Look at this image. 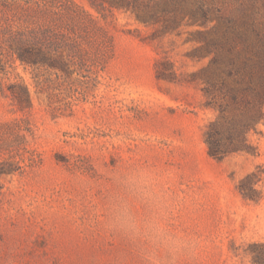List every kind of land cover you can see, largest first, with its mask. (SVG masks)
Returning <instances> with one entry per match:
<instances>
[{
    "label": "rangeland",
    "instance_id": "rangeland-1",
    "mask_svg": "<svg viewBox=\"0 0 264 264\" xmlns=\"http://www.w3.org/2000/svg\"><path fill=\"white\" fill-rule=\"evenodd\" d=\"M230 4V0H225ZM188 0H0V264H136L101 227L115 178L152 169L197 264L264 243V118L208 153L217 110ZM34 51L23 62L17 51Z\"/></svg>",
    "mask_w": 264,
    "mask_h": 264
},
{
    "label": "trees",
    "instance_id": "trees-1",
    "mask_svg": "<svg viewBox=\"0 0 264 264\" xmlns=\"http://www.w3.org/2000/svg\"><path fill=\"white\" fill-rule=\"evenodd\" d=\"M188 1L191 22L203 27L196 30V49L206 62L195 73L217 110L204 131L208 153L249 151L248 135L264 118V0ZM17 55L23 62L38 56L23 48ZM257 247L254 264H264V243Z\"/></svg>",
    "mask_w": 264,
    "mask_h": 264
},
{
    "label": "clouds",
    "instance_id": "clouds-1",
    "mask_svg": "<svg viewBox=\"0 0 264 264\" xmlns=\"http://www.w3.org/2000/svg\"><path fill=\"white\" fill-rule=\"evenodd\" d=\"M102 207L101 227L128 246L136 264H197L199 243L175 228L173 205L152 169L119 174Z\"/></svg>",
    "mask_w": 264,
    "mask_h": 264
}]
</instances>
